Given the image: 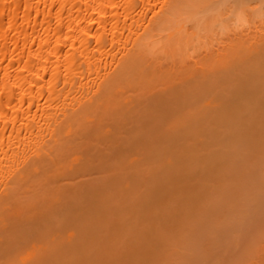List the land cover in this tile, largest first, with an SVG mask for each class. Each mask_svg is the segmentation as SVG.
Instances as JSON below:
<instances>
[{
    "label": "bare ground",
    "instance_id": "obj_1",
    "mask_svg": "<svg viewBox=\"0 0 264 264\" xmlns=\"http://www.w3.org/2000/svg\"><path fill=\"white\" fill-rule=\"evenodd\" d=\"M263 103L264 0H0V264H20L19 259L29 264H63L70 257V252L74 254L78 248L77 256L67 259V264L73 260L75 264L77 258L78 264H82L83 257L80 256L87 251L84 254L87 259H82L86 264L93 249L101 247L98 242L107 238L102 229L106 231L111 224V230L107 229L110 233L122 227L114 232L119 237L125 236L126 242H131L130 235L129 239L124 235L130 226L124 228L123 222L127 223L129 218L132 222L134 217L141 220L151 218L150 214L164 209V199L169 207L173 202V206H178L176 209L186 206L178 202L177 196H184L187 187L186 195L191 194L188 197L191 206L189 203L187 206L189 211L191 208L194 210L196 206L192 205L204 201L201 200L202 195L211 191V187L206 188L210 176L217 174L219 180L223 174L229 177L232 173L234 179L235 174L238 176L235 164L231 166L239 160L234 153L237 146L240 148L248 141L251 142L250 147H255L256 141H260L256 139L258 134L262 135L261 138L264 136V132L260 133L262 127L264 131ZM257 129L260 132L254 133ZM253 139H256L254 143ZM263 142L260 141L262 146ZM260 144L256 145L263 149ZM253 147L246 149L252 151ZM240 164L238 166L242 168ZM94 172L102 173L97 174L98 179L95 176V181L93 176L89 179L94 183L88 178V182L81 179V183L78 178L80 184L75 178L77 174ZM104 174L109 175L106 177ZM125 174L131 179H127ZM108 176L113 179L109 181ZM132 176L136 177L133 179ZM140 176L143 180L139 178V182L137 178ZM204 176L208 179L207 184ZM198 181V184H205H200L199 188ZM236 181L240 183L241 179ZM181 186H185L182 188L184 192L175 191H182L178 188ZM141 187L144 194H141ZM122 188L127 193L123 192L126 200L119 197L126 206L113 204L110 207L115 200L113 197ZM170 188L174 190H168L171 196H167H177L173 200L170 198L172 202L169 203L163 194ZM134 189L136 192L139 190V195L133 193ZM212 190L214 192L215 189ZM203 191L208 192L204 194ZM129 194L133 199L130 200ZM154 194L162 195L163 200L161 197L156 199ZM137 195L143 198L138 201ZM150 195L156 200L151 201ZM110 196H113V201ZM107 198L111 204L109 201L107 204ZM175 198L180 205L174 201ZM148 200L152 203L162 200L163 206L158 209L162 201L156 203L158 207H153L157 208L155 212L150 208L152 212L145 217V207H151ZM80 205H84L85 210L88 205H93L87 213L84 210L85 217H91L89 221L87 219L88 224L80 221L77 209H84ZM172 205L171 209L166 208L176 213ZM103 208L108 211L112 208V212L107 215ZM135 208L144 211V217L141 218V210L136 212ZM188 208L181 212H187ZM62 210L66 217L71 216L68 219L70 226L77 224L78 229L83 224L86 226L79 231L73 225L68 230L65 215L64 218L60 213L63 220L58 215ZM64 210H68V214ZM100 210L105 214L100 216ZM146 210L150 212L149 208ZM169 211L167 213L172 214ZM164 212L160 213L161 221L158 219L156 222L166 225L170 218L168 216L167 221L166 216H162ZM191 213L186 217L195 216ZM158 214L152 216V221ZM176 214L173 216L179 215ZM96 218L98 221L106 219L102 221L106 224L100 221L97 224ZM187 218H180L185 220L182 222L178 216L176 224L182 222L186 225ZM51 219L59 222L58 225L53 223L54 227L51 226ZM78 219L80 224L76 222ZM140 219L134 220L138 228L132 224L135 235H141L142 229L148 231L153 224L148 219L146 228V221ZM189 220L191 222L187 225L193 222V218ZM169 223L167 230L173 226L172 221ZM87 226H92V231L85 229ZM59 227H63V234L57 233ZM155 227H159L161 234L167 231L160 229L165 228L164 225ZM176 230L174 236L178 237L180 234ZM147 231L142 232V237L144 234L148 237ZM114 232L107 234L109 239L119 238L113 236ZM189 233L192 231H188V236ZM149 238L144 241L146 244L141 243L143 238H137L142 245L137 248L145 255L148 254L147 242L155 241ZM180 238L173 240L176 242ZM153 241L149 247L152 256L168 246L163 240L162 244L159 241L157 250ZM111 242L114 246V240ZM129 242L125 243L127 248H123L121 243L122 249L133 248L132 245L129 247ZM120 245L116 244L118 248ZM106 247H102V252L106 250L113 256L110 262L116 263L119 251L116 257V252L110 254L114 249ZM108 248L112 251L107 252ZM28 253L32 255L30 262L24 257ZM95 253L97 256L98 252ZM122 253V259L128 255ZM128 253L131 259V252ZM101 254H98L100 261ZM103 256L105 263L98 261L99 264H109ZM126 258L128 264L133 263L129 257ZM118 259L117 263H122Z\"/></svg>",
    "mask_w": 264,
    "mask_h": 264
},
{
    "label": "rangeland",
    "instance_id": "obj_2",
    "mask_svg": "<svg viewBox=\"0 0 264 264\" xmlns=\"http://www.w3.org/2000/svg\"><path fill=\"white\" fill-rule=\"evenodd\" d=\"M149 63H147L146 65H148ZM264 104V103H263ZM264 111V110H263ZM264 126V125H263ZM261 129V128H260ZM258 130V129H257ZM255 130L254 131V133H257V132H260V130ZM262 132H264L263 131V127H262V131L260 132V133H262ZM259 135V137H256V139L257 140H260V141H264V136L261 138V134H258ZM264 135V134H263ZM256 136H257V134H256ZM256 139H253L252 141H253V143L255 142V140ZM260 141H258V143L260 144ZM200 143V142H199ZM252 143V144H253ZM257 143V141H256V144L257 145H259ZM264 143V142H263ZM201 144V143H200ZM199 144V145H200ZM248 144V145H247ZM249 144H251V142H248L247 141V143L245 144V145H240L241 147L240 148H238V146H237V149H236V152L234 151V153H236V157H237V159L239 158V160H237V159H235V160H237L236 162H234V163H232L231 164V166H233L234 164L236 165H234V169H236V172H237V175L238 176H236V174H235V179H234V175L232 174V173H230V171H228L230 174H229V177L228 176H226L225 177V175H228V174H223V177H222V175L220 176L221 177V179L222 180H219L220 178H219V176L217 175V174H214L213 175V177H211L210 175H212V174H209V176H210V178H209V181L211 180L212 181V183H211V181L209 182H207L206 180H208V179H206V178H208V174H206V178H205V176H204V178H202V180L204 179V181H205V183L207 182V183H209L208 185L209 186H206V188L207 187H209L208 189H210V187H211V191H209L208 189H205V188H201V190H208V191H203V193L204 192H208V194L207 195H209V194H211V196L209 197H207V195H202V196H204V197H202L201 198V200H204V201H200V203L198 202V204L197 205H192V206H196V208H194V210H193V208H191V210L189 211V208H188V206H191V204L189 203V199L190 198H188V197H190V195L188 196V195H186V192L187 191H189L187 188H185V186H181V187H178V188H181V190H182V188L184 189H186L187 191L184 193L185 195L183 196V194H178V196L180 197V199L178 198V196H177V194L176 195H172L173 197H169V196H167V194H169L168 193V190L170 191V190H174V189H165V194H163V192H162V194L164 195V197H168V202L170 203V202H172V200H173V198L175 197V196H177V199L178 200H180V201H178L179 203L181 202V204L182 205H185L186 204V206H184V207H182V208H179V209H176L177 207H175V206H173V205H175L174 204V202H173V205H172V203H170L174 208H172V210L174 209V211H176V213L177 214H179L178 216H179V219L180 218H184V219H186L187 217L186 216H189V214L191 213V212H193V213H191V214H193V215H195L194 217H192L191 215H190V217H188L187 218V220H186V225H184V223L182 224V222L184 221L185 222V220H182V219H180L182 222H181V224L179 223V225H178V223L176 224V222H178L179 220H177L176 218H178V216H176V217H174L175 215L174 214H176L175 212L173 213L172 211H169L168 209L170 208L171 209V205H170V207L169 206H167V205H165V204H167V202H166V199H162V198H164V197H161V196H157L156 194H154V195H156L155 197H156V199H158L159 200V198L161 197V199L164 201V207H162V208H164L163 210L165 211V208H166V206L168 207V209L166 208V210L167 211H163L162 209H161V206H163V201L162 200H160V201H158L157 200V202L156 203H160L161 201H162V203H161V205H158V204H156L155 202H150L149 200H150V198H151V201L153 200V196L152 195H150V198H149V205H151V207H145L146 209H148L149 208V210H150V212L149 213H147L148 211L143 207L144 205L142 204V203H140L139 205L141 206V208H143V209H145V217L147 216L148 217V214H150L152 211H151V209L153 210L154 209V212H155V209H157V208H153V207H156L157 205L159 206V208L158 209H161L160 211H157V213H159L158 215H156L155 217H153L155 220H153L152 221V216L153 215H155V214H157V213H154L153 215L152 214H150L151 215V218L149 217L148 219H149V221H148V219H145V218H142V217H144L143 216V214H142V212L144 213V211H142L141 209V214L139 213V215H140V217L143 219V220H141L140 218H136V217H134V220H137V219H140L141 221H143V222H145L146 221V228H148L147 227V223L148 222H153V224L150 226V229H148V231H149V233H148V231H147V229H142L141 227L139 228L142 232H146L147 231V235L146 236H148V237H150L149 239H154L155 241H153V240H151V241H153L152 243L154 244V248H155V246H156V248L155 249H157V250H159L158 248H160V247H158L159 246V241L160 240H158V239H161V241H160V243L162 244V240L165 242V244L166 245H168V246H165V244H164V246H165V248L166 247H168V248H166V250H165V248L163 247V248H161V249H164V251L163 250H161V252H159V251H156V254L158 255L159 253L161 254V255H159L158 257H157V255L155 256V255H150V253L151 252H149L150 250H149V247L151 246V241L149 240L147 243V246H145V247H148V248H146V250H148L147 252H148V254L147 255H145L144 254V252H140V249L139 248H137V247H139V246H142L141 245V243L143 244V243H145L146 242V240H148V237H145L144 235H143V237H142V232H141V235L140 234H134V230H132L133 229V226H132V224L133 225H135V221L133 220V218H132V222H131V220H127L126 218L127 217H125V216H123L126 220H127V223L126 222H123V224H124V228H127L128 229V226H130L129 227V229H128V231L130 232H128L127 231V233H124V235H127L126 237H128V239H129V236L128 235H130V240H131V242L133 243V244H131V242H129V240H127L130 244H129V247H131V245H132V247L134 248H129L128 250L127 249H125L127 252H125V250L124 249H122V245L124 246L123 248H125V246L128 244V242H126V240L125 239H127V238H125L124 239V235L122 234V236H124V237H119V235H117V233L116 232H114L115 230H117V229H119V230H121L120 228H122V227H119V228H117V229H114V231H111L112 232V234H113V232H114V234L115 235H113V236H115V237H119L120 238V241H119V238L117 239V240H115V239H109L108 237L110 236H108L107 234H111V232L110 233H108L109 232V230H111V228L108 226V228L107 229H109L108 230V232H107V229H106V231L105 230H103L102 229V231H104V235L107 237V238H104V240H106V241H104V240H102L103 242H105V243H108V244H105L106 246L108 245V246H110V248L111 249H114L113 250V252H110V251H112L111 249H109L107 252H110V254H115V252H116V254L114 255V256H116L117 257V252H118V254H119V256H118V258L120 257V259H118V258H116L115 259V261H116V263H117V259L118 260H120L123 264H128V260H127V258L126 257H129V259H130V256H129V254L130 253H128V252H131V255L133 256L131 259H130V261H132L134 264H264V146H262L263 144H260L262 147L261 148H263V149H260V146H257L256 144H254L255 145V147H253L252 145H251V147H253L254 149L252 150V151H250L251 150V147H250V145ZM198 145V146H199ZM247 145V146H246ZM201 146V145H200ZM243 146L245 147V150L243 149ZM217 146H215L214 148H216ZM248 147H250V148H248ZM259 149H258V148ZM242 148V150H244V151H242V150H240ZM250 149V150H247V149ZM251 152V153H249V152ZM254 151H256V152H254ZM263 153H262V152ZM247 152V153H246ZM261 152V153H260ZM233 153V154H234ZM254 153V154H253ZM258 153H259V155H258ZM239 154V155H238ZM241 154L242 155H244V157L242 156V158L240 157L241 156ZM257 154V155H256ZM260 155H263V156H260ZM260 156V157H259ZM234 157H235V155H234ZM235 157V158H236ZM241 158V159H240ZM243 159V162L241 161ZM263 159V160H262ZM234 159H233V161H235ZM241 162V164L239 163V162ZM230 162H232L231 160H230ZM261 162V163H260ZM244 163V164H243ZM238 164H240V165H242V168H241V166H238ZM244 165V166H243ZM239 167V168H238ZM239 169H240V171H239ZM238 170V171H237ZM232 171H234L233 170V168H232ZM231 171V172H232ZM227 172V173H228ZM241 172V174H239ZM233 173H235V171L233 172ZM92 174H94V175H92ZM99 174H102V173H98V172H94V173H88V175H90V176H88L87 175V173L86 174H81V176H79L80 174H77L76 175V180H77V182H78V180L79 181H81V183L84 181V182H88L87 180H86V178H88V180L89 179H91V177L93 176V179L95 178V176H97V179H98V175ZM105 175V174H104ZM106 175H109V174H106ZM105 175V176H106ZM126 175V174H125ZM129 175V174H128ZM137 175V174H136ZM216 175V176H215ZM83 176V177H82ZM87 176V177H86ZM113 176H114V174H113ZM116 176V175H115ZM127 176V175H126ZM138 176V175H137ZM215 176V177H214ZM230 176H232L233 177V180H234V182L232 181V178L230 177ZM102 177H104V176H102ZM101 177V178H102ZM107 177V176H106ZM128 177L129 176H127V179H128ZM133 177V176H132ZM136 177V176H135ZM135 177H133V179L135 178ZM201 177V176H200ZM203 177V176H202ZM217 177V181L215 180V178ZM240 178L241 179V181H239L240 179H237V178ZM79 178V179H78ZM111 178V177H110ZM109 178V176H108V180L110 181L111 179H113V178H111L110 179ZM118 178V177H117ZM120 178V177H119ZM123 178H125L124 176H123ZM130 179H131V177H129ZM142 179L141 178V176L140 177H138L137 179H138V181L140 180V179ZM145 179H146V177H144ZM214 178V179H213ZM231 178V179H230ZM72 180H74L73 178H71ZM71 179L69 178V180L71 181ZM83 181H82V180ZM120 179H122V176H121V178ZM126 179V181H128ZM129 179V180H130ZM196 179H199V178H196ZM201 179V178H200ZM225 179V180H224ZM86 180V181H85ZM104 180H106L105 179V177H104ZM136 180V179H135ZM134 180V182H136ZM143 180V179H142ZM149 180H150V178H149ZM148 180V181H149ZM202 180H200V181H202ZM223 180H224V182H223ZM227 180V181H226ZM236 180H238L240 183H241V185H243V186H241L240 185V183H237V181ZM90 181V180H89ZM93 180H91L90 182H92ZM94 181H95V179H94ZM94 181H93V183H94ZM97 181V180H96ZM100 181V180H99ZM113 181V180H112ZM131 181V180H130ZM130 181H129V183H130ZM137 181V182H138ZM197 181V180H196ZM200 181H198L197 182V184L200 182ZM215 181V182H214ZM98 182V181H97ZM134 182H133V184H134ZM136 182V183H137ZM140 182V181H139ZM138 182V183H139ZM143 182V184L145 185V184H147L145 181H142ZM193 182V181H192ZM195 182V181H194ZM193 182V183H194ZM226 182V183H225ZM233 182V183H232ZM78 183H80V182H78ZM80 183V184H81ZM96 183V182H95ZM132 183V182H131ZM131 183H130V185H131ZM149 183V182H148ZM204 182H202V183H200L201 185L202 184H205ZM206 183V184H207ZM220 183H221V186H220ZM140 184V183H139ZM141 185V186H143L144 187V185ZM200 184H198V187L200 188ZM210 184H212V186L210 185ZM214 184V185H213ZM216 184V185H215ZM217 184H218V186H217ZM125 185V184H124ZM138 185V184H137ZM122 186V185H121ZM133 186V185H132ZM140 185H138L137 187H139ZM147 186V185H146ZM204 186V187H205ZM214 186V188H212ZM123 187V186H122ZM134 187H135V184H134ZM143 187H141L140 189H141V191H142V188ZM202 187V186H201ZM215 187H219V188H217V190H219L220 189V191L219 192H217L216 193V195H213V194H215V192L217 191L216 190V188ZM125 188H127L126 186H125ZM125 188H122L123 190H121L119 193L117 192L116 194L118 195H116V197H113V198H115V200L113 201L112 200V197H111V200L113 201L112 202V204H111V202H110V200L108 199L107 200V204H108V201L110 202V207L112 206L113 207V204H114V206H119V205H121V206H123V205H125V204H123V202L121 203V201H120V197L119 196H121V197H125V194H123V192H124V189ZM130 188H131V186H130ZM198 188V189H199ZM212 189H215L214 190V192H213V190ZM106 190V189H105ZM104 190V191H105ZM133 190V189H132ZM144 190V189H143ZM200 190V189H199ZM103 191V192H104ZM126 191H127V189H126ZM129 191V190H128ZM138 189H137V192L135 191V189H134V192L133 193H138ZM175 191H178V193H180V192H184L183 190L182 191H179V189H175ZM175 191H173V192H175ZM223 191V192H222ZM121 192H122V195H121ZM144 192L145 191H142V193L141 194H144ZM107 192H105L104 193V195L106 194ZM124 193H126V192H124ZM129 193L131 194V189H130V191H129ZM172 193V192H171ZM127 194V193H126ZM129 194V195H130ZM174 194V193H173ZM187 194H188V192H187ZM205 194V193H204ZM218 194L220 195L219 196V198H218ZM222 194H224V196H222ZM115 195V194H114ZM124 195V196H123ZM138 195H139V193H138ZM137 195V196H138ZM166 195V196H165ZM170 196H171V194H169ZM182 195V196H181ZM127 196V195H126ZM133 196V195H132ZM136 196V197H137ZM152 196V197H151ZM185 196H187V197H185ZM206 196V197H205ZM134 197V196H133ZM140 197H142V196H138V201H140L139 199H140ZM155 197H154V200L153 201H155L156 199H155ZM166 197V198H167ZM182 197V198H181ZM192 197V196H191ZM143 198V197H142ZM172 200H171V199ZM187 198V199H186ZM204 198V199H203ZM207 198V199H206ZM218 200H217V199ZM221 198V199H220ZM223 198V199H222ZM125 200H126V197L124 198ZM124 199H123V201H124ZM129 198H128V196H127V200H128ZM131 199H133V198H131V195H130V200ZM169 199L171 200V201H169ZM83 200V199H82ZM137 200V199H136ZM186 200H188V202L186 201ZM207 200H208V202H207ZM222 200V201H221ZM225 200V201H224ZM80 201H81V199H80ZM135 201V200H134ZM176 203H178L177 202V200H176V198H175V200H174ZM191 201V200H190ZM82 202V201H81ZM80 202V203H81ZM166 202V203H165ZM187 202V203H186ZM218 202H220V203H218ZM85 203V202H84ZM96 203V202H95ZM118 204V205H116V204ZM125 203H126V201H125ZM128 204H129V202H127ZM131 203H134V202H132L131 201ZM130 203V206H132V204ZM135 203H136V201H135ZM152 203V204H151ZM178 203V204H179ZM185 203V204H184ZM189 203V205L187 206V204ZM197 203V202H196ZM218 203V204H217ZM78 204V203H77ZM83 204V203H82ZM127 204V205H128ZM154 204V206H152ZM156 204V205H155ZM177 204V205H178ZM76 205V204H75ZM143 205V206H142ZM146 205H148V204H146ZM145 205V206H146ZM169 205V204H168ZM180 205V204H179ZM207 205V206H206ZM212 205V206H211ZM61 206V205H60ZM72 206V205H71ZM77 206V205H76ZM75 206V207H76ZM80 206H82V205H80ZM84 206V205H83ZM82 206V207H83ZM109 206V205H108ZM126 206V205H125ZM129 206V207H130ZM137 206V205H136ZM157 206V207H158ZM200 206V207H199ZM214 206V207H213ZM219 206V207H218ZM62 207V206H61ZM61 207H59V208H61ZM68 207V206H67ZM73 207V206H72ZM88 207L90 208L91 207V209L93 208V205L91 206V205H88ZM94 207H95V205H94ZM107 207V206H106ZM186 207L188 208V210H187V212L186 211H182L181 212V210H186ZM202 207V208H201ZM216 207V208H215ZM65 208V207H64ZM69 208V207H68ZM74 208V207H73ZM80 208V207H79ZM84 209H77V208H75L74 209V211H76V209H77V211H78V215L80 216V221L82 220V223H84V222H86L87 221V216L85 217V215H87L86 213H87V209H89V208H87L86 210H85V206L83 207ZM115 208V207H114ZM123 208H124V206H123ZM123 208H121V209H123ZM127 208H128V206H127ZM127 208H125V212L127 213L128 211H126V209ZM131 208V207H130ZM140 207L138 206V209H139ZM151 208V209H150ZM216 210H214V209ZM231 210H230V209ZM63 209V208H62ZM65 209H67V208H65ZM69 209H71V207L69 208ZM107 209H109V208H107ZM121 209H120V211H121ZM221 209V210H220ZM72 210V209H71ZM82 210V211H81ZM86 211V213H85V211ZM102 210V209H101ZM100 210V212H99V215H100V213H101V215L100 216H102V213H104L103 211H101ZM103 210H104V208H103ZM110 210V209H109ZM111 210H112V208H111ZM110 210V211H111ZM115 210H116V208H115ZM133 210H136V208L135 209H133ZM140 210H136V212H139ZM178 210H180L179 211V213H178ZM59 211H61V209L59 210ZM58 211V212H59ZM65 212H66V210H64ZM104 211H106V214L107 215H109L111 212L110 211H108V210H104ZM118 211V210H117ZM131 211V210H130ZM161 211H162V213L164 212V214H162V216H166L165 218H166V220L168 221V216H169V221H168V223L165 225V223H162V222H156V221H159L161 218H160V213H161ZM172 212V214H170L169 215V213H167V212ZM219 211V212H218ZM64 212V213H65ZM67 212H68V210H67ZM66 212V213H67ZM72 212H73V210H72ZM108 212H110L109 214H108ZM116 212V211H115ZM124 212V213H125ZM132 212V211H131ZM180 212H181V214H180ZM189 212V213H188ZM60 213H62L63 214V210H62V212H59V214L58 215H60ZM70 213H71V211H70ZM76 212H74V214H75ZM113 213H114V210H113ZM112 213V214H113ZM122 212H120V214H121ZM124 213L122 214V215H124ZM62 214L59 216V217H61L62 218V220H63V217H64V215H65V217H66V214H63V217H62ZM68 214V213H67ZM77 214V213H76ZM75 214V215H76ZM105 214V213H104ZM111 214V215H112ZM115 214V213H114ZM117 214V213H116ZM129 214L131 215L132 213H130L129 212ZM128 214V215H129ZM133 214H135L134 212H133ZM137 214V213H136ZM166 214V215H165ZM176 214V215H177ZM187 214V215H186ZM55 215H57V211H56V213H55ZM127 215V216H128ZM129 215V216H130ZM138 215V214H137ZM138 215V216H139ZM149 215V216H150ZM174 215V216H173ZM68 216V215H67ZM132 216V215H131ZM130 216V217H131ZM159 216V218H157ZM171 216H172V218H171ZM184 216V217H183ZM55 217H57V216H55ZM64 217V218H65ZM71 217V216H70ZM70 217H66V221H67V225L69 226V228H68V230H70L72 227L71 226H73V225H75V224H73V225H71L70 226V222H69V220L68 219H70ZM73 217V216H72ZM75 217V216H74ZM78 217V216H77ZM105 217V216H104ZM113 217V216H112ZM112 217H111V220H112ZM115 217H117V216H114V218ZM119 217H121V215L119 216ZM175 219H174V218ZM186 217V218H185ZM79 218V217H78ZM91 217H89V219H90ZM101 218V217H100ZM110 218V217H109ZM118 218V217H117ZM116 218V219H117ZM136 218V219H135ZM157 218V219H156ZM189 218H193V222L192 223H190V224H188L187 225V223H189V222H191V220H189ZM76 219V218H75ZM89 219H88V221H89ZM95 219V218H94ZM123 219V218H122ZM125 219H123V221L125 220ZM145 219V220H144ZM159 219V220H158ZM57 221H58V219H56ZM60 220V219H59ZM74 220V219H73ZM106 220V219H105ZM104 220V221H105ZM121 220V219H120ZM125 220V221H126ZM139 220V221H140ZM177 220V221H176ZM189 220V221H188ZM54 221V220H53ZM65 221V220H64ZM64 221H63V224H64ZM88 221L86 222L87 224H88ZM91 221L93 222V219H91ZM90 221V222H91ZM100 221V220H99ZM98 220H97V218H96V223L97 222H99ZM103 221V220H102ZM102 221H100L101 223H103ZM107 221V220H106ZM148 221V222H147ZM154 221H155V223H156V225H160V226H165V228L163 227H161L160 229H164L163 231H165V230H167V228H166V226H168V224H170L169 222H171L172 221V225H169V226H172V228H170V227H168L169 228V230H167L165 233L164 232H162L163 234H161V231L159 230V227H155L154 228V226H156L155 225V223H154ZM161 221V220H160ZM162 221H163V219H162ZM50 222H52V219L50 220ZM76 222H79V219L76 221ZM108 222H110V221H108ZM107 222V223H108ZM112 222V221H111ZM114 222V221H113ZM116 222V221H115ZM114 222V223H115ZM142 222V226L143 227H145L144 226V224L145 223H143ZM164 222V221H163ZM166 222V221H165ZM219 222V224L218 225H220L221 224V226H218L217 225V223ZM49 223V222H48ZM53 223H57V222H52V225L51 226H53ZM59 223V222H58ZM58 223L56 224V225H58ZM61 224H62V221L60 222ZM117 223H119L120 224V222H117ZM122 223V222H121ZM136 223L138 224V222L136 221ZM140 223V222H139ZM159 223V224H158ZM65 224H66V222H65ZM64 224V225H65ZM79 224H80V222H79ZM91 224V223H90ZM93 224V223H92ZM97 224H100V223H97ZM104 225L106 224V222L105 223H103ZM109 224V223H108ZM118 224V225H119ZM128 224V225H127ZM151 224V223H150ZM150 224H148V225H150ZM44 225H46V224H44ZM50 225H49V227H50ZM55 225V226H56ZM63 225V226H64ZM67 225H65V226H67ZM85 224H83L81 227H85L84 226ZM94 225V224H93ZM139 225H141V224H139ZM191 225V226H190ZM59 226H60V224H59ZM64 226V227H65ZM76 226V227H75ZM74 227L75 228H77V224L75 225ZM100 226V225H99ZM113 226V225H112ZM115 226V225H114ZM120 226V225H119ZM132 226V227H131ZM176 226H179L180 228H178V227H176ZM186 226V227H185ZM218 226V227H217ZM42 227V226H41ZM44 227H46V226H44ZM54 227V226H53ZM78 227H79V225H78ZM80 227V228H81ZM92 227V226H91ZM90 227V228H91ZM96 227V226H95ZM102 227V226H101ZM104 227V226H103ZM106 227V226H105ZM105 227H104V229H105ZM135 227H139L138 225H135ZM134 227V228H135ZM176 228V229H173V228ZM220 227V228H219ZM43 228V227H42ZM56 228H58V227H56ZM60 228V227H59ZM74 228V229H75ZM80 228L78 229L79 231H80ZM87 228H89L88 226L85 228V229H87ZM89 228V230H91ZM99 228V227H98ZM123 228V229H124ZM182 228V229H181ZM219 228V229H218ZM45 229V228H44ZM49 229V228H48ZM62 229V230H61ZM73 229V230H74ZM85 229H83L84 231H85ZM101 229V228H100ZM99 229V230H100ZM182 231L181 233H180V231ZM46 230V229H45ZM54 230H56V231H54V232H57V229H55L54 228ZM88 230V229H87ZM95 230V229H94ZM97 230V229H96ZM119 230H118V232H119ZM144 230V231H143ZM176 230V232L178 233L179 232V234H180V236H178L179 234H177V236L178 237H176V236H174L175 235V231ZM184 230H186V231H184ZM59 231H60V234H63V227L62 228H60V230H58V232L57 233H59ZM67 231V230H66ZM76 231V230H75ZM92 231V230H91ZM135 231L137 232L138 230H136V228H135ZM170 231L172 232V234L170 235ZM184 231V232H183ZM188 231L189 232H191L192 231V233H189V236L191 237V240H190V238H188L189 236L187 235L188 234ZM83 232V231H82ZM101 232V231H100ZM100 232H95V234H97L98 235V233L100 234ZM105 232H107V234H105ZM122 232H125V230L124 231H122ZM135 232V233H136ZM158 232L160 233V234H158ZM66 233V232H65ZM93 233H94V231H93ZM121 233V232H120ZM137 233H140L139 231L137 232ZM168 233H169V235H168ZM184 233V234H183ZM89 235L91 234L90 232L88 233ZM95 234H94V236H95ZM111 234V235H112ZM119 234V233H118ZM186 234V236L183 238V236ZM65 235V234H64ZM66 235H67V233H66ZM65 235V236H66ZM82 235H83V233H82ZM96 235V236H97ZM101 236H103L102 235V233L100 234ZM99 235V236H100ZM121 235V234H120ZM138 235H140V236H138ZM161 235V236H160ZM87 236V235H86ZM134 236H136V239H135V237ZM139 237V240H141L142 238V242L140 243V245H139V241H138V237ZM82 237H84V235L82 236ZM91 237H92V235H91ZM141 237V238H140ZM156 237V238H155ZM175 238V240H176V238H180V237H182V240H181V238H180V240H177L176 242H175V240H173L174 238ZM187 237V238H186ZM65 238V237H64ZM88 239H89V237H87ZM87 238H85V240H87L88 241V239ZM102 238V237H101ZM102 238V239H103ZM110 238H114V237H110ZM173 238V239H172ZM193 238V239H192ZM82 240L84 239V238H81ZM94 239H95V237H94ZM97 239V238H96ZM100 239V238H99ZM122 239V240H121ZM125 240V242H124V240ZM91 240V239H90ZM101 240V239H100ZM114 240V242L115 241H117L118 243H119V245L121 244V243H123L122 245H120L121 246V248L119 247L118 248V246H116V244L118 245V243L117 242H115V244H113L114 246H112V242H111V244H110V241H113ZM156 240H158V242L157 243H154V242H156ZM195 240V241H194ZM84 241V240H83ZM87 241H85V243H87ZM92 241H94V240H92ZM98 241V240H97ZM102 241H100V242H98L99 243V246H101V247H98V246H96V249L94 248L93 249V251L91 252V254L92 255H89V257H88V259L90 260L89 262H88V260H87V262H85L86 264L88 263H90V264H92V260H93V264H95V262L97 261H100L99 260V257H98V254L101 252L102 254L101 255H99V256H101V261L100 262H102V263H105V261H103V259L104 258H102V255L104 254L105 256H103V257H106V259L105 260H109V261H107V263H109V264H112V262H110V259H112V257L113 256H111V255H109L108 253H106V250L104 249V248H106L107 249V247L105 246V245H103V242ZM145 241V242H144ZM178 241H180L181 243H180V245L178 244L179 242ZM82 242V241H81ZM80 242V243H81ZM90 242V241H89ZM95 242H96V240H95ZM102 242V243H101ZM113 242V243H114ZM149 242H150V245H149ZM163 242V243H164ZM175 242V243H174ZM84 243V242H83ZM91 244H92V242H90ZM98 243H96V244H98ZM125 243H127V244H125ZM101 244V245H100ZM110 244V245H109ZM138 244V245H137ZM146 244V243H145ZM144 244V245H145ZM152 244V245H153ZM179 246H178V245ZM193 244V245H192ZM78 245H79V243H78ZM80 245H83L82 243L80 244ZM87 245H88V243H87ZM86 246V245H85ZM84 246V247H85ZM94 246V245H93ZM116 246V248H117V250H116V248H114ZM128 246V245H127ZM127 246H126V248H127ZM135 246V247H134ZM160 246H163V245H160ZM79 247H82V246H79ZM102 247H104L103 249L105 250V251H103L102 252ZM113 247V248H112ZM144 247V246H143ZM144 247V248H145ZM78 248V247H77ZM99 248H101V249H99V251H98V249ZM153 248V247H152ZM79 249V248H78ZM78 249H77V251H73L74 252V254H71V252H70V254H69V258H71L72 256H77L75 253L76 252H78ZM81 249V248H80ZM131 249V250H130ZM151 249V248H150ZM76 250V249H75ZM116 250V251H115ZM120 250H123V251H121L120 252ZM130 250V251H129ZM153 250V249H152ZM82 251H83V248H82ZM86 251V250H85ZM95 251H97L98 253H97V256L95 255L96 253H95ZM141 251H143L142 250V247H141ZM144 251H145V249H144ZM176 251H178V252H176ZM81 252V250L79 251V253ZM122 252H124L125 253V255L124 256H126L127 254V256L124 258L123 257V259H122V255L121 254H123ZM138 252V253H137ZM146 252V253H147ZM152 252H155V250L154 251H152ZM159 252V253H158ZM78 253V254H79ZM90 253V252H89ZM88 253V254H89ZM94 253V254H93ZM127 253V254H126ZM134 253H136V254H134ZM82 254V253H81ZM84 254H85V252H84ZM84 254H83V256H80V257H83V258H85V259H87L86 257H84ZM86 254H87V251H86ZM85 254V255H86ZM107 254V255H106ZM144 254V255H143ZM154 254V253H153ZM95 257H94V256ZM121 255V256H120ZM149 255V256H148ZM111 256V257H110ZM156 258V261L154 260V262L152 261L153 260V258ZM25 260H29L28 262H30V260H32V255H31V253H28V254H26L25 256ZM68 257V256H67ZM107 257H108V259H107ZM137 257H138V260H137ZM148 257V258H147ZM150 257V258H149ZM69 258H66V261L68 262V260H69ZM77 257H74V259H76ZM82 258V259H83ZM91 258V259H90ZM94 258V259H93ZM96 258H98V259H96ZM115 258V257H114ZM113 258V259H114ZM152 258V259H151ZM158 258L160 259L159 261H158ZM68 259V260H67ZM72 259H73V257H72ZM78 259V258H77ZM75 260V264H78V260ZM81 259V262H82V264H83V262L84 261H86L85 259H84V261ZM263 259V260H262ZM123 260V261H122ZM113 261V260H112ZM129 261V262H130ZM136 261H138V262H136ZM18 262L20 263V264H29V263H27V262H24V261H22L21 259H19L18 260ZM67 262H64L63 264H67ZM96 262V263H97ZM119 262V261H118ZM70 263L72 264H74V260L73 261H70ZM101 263V264H102ZM115 262H113V264H116ZM122 263H117V264H122ZM133 263H129V264H133ZM18 264V263H17ZM62 264V263H61ZM69 264V263H68ZM97 264H99V262L97 263Z\"/></svg>",
    "mask_w": 264,
    "mask_h": 264
}]
</instances>
